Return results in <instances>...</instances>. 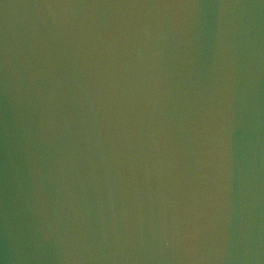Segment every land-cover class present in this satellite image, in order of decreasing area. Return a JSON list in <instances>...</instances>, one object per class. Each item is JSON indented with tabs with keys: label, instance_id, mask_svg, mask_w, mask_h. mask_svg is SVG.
I'll return each mask as SVG.
<instances>
[{
	"label": "water",
	"instance_id": "water-1",
	"mask_svg": "<svg viewBox=\"0 0 264 264\" xmlns=\"http://www.w3.org/2000/svg\"><path fill=\"white\" fill-rule=\"evenodd\" d=\"M0 264H264V0H0Z\"/></svg>",
	"mask_w": 264,
	"mask_h": 264
},
{
	"label": "clouds",
	"instance_id": "clouds-1",
	"mask_svg": "<svg viewBox=\"0 0 264 264\" xmlns=\"http://www.w3.org/2000/svg\"><path fill=\"white\" fill-rule=\"evenodd\" d=\"M48 7H73L72 5H47ZM85 7L92 8L94 5H86ZM145 7V6H141ZM171 7V6H159ZM183 7V6H178ZM220 131L218 122L214 120L211 114H208L204 119L200 128L195 132V136H202L203 140H193V147L196 154V159L201 165L202 175H207L214 169L215 156L217 148L221 140H217V133ZM186 214L180 215L176 219L177 224V243L182 245L185 250L195 247L198 239V234L201 229L200 219L201 213L197 211L195 205L192 208L183 210ZM40 234L43 240L47 241L50 233L41 228Z\"/></svg>",
	"mask_w": 264,
	"mask_h": 264
}]
</instances>
